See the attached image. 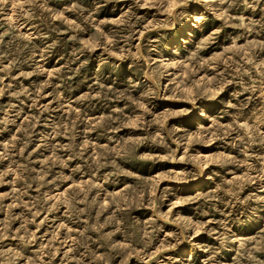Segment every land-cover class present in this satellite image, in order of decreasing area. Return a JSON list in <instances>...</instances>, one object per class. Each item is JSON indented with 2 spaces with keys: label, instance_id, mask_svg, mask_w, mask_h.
I'll return each mask as SVG.
<instances>
[{
  "label": "rangeland",
  "instance_id": "374dc122",
  "mask_svg": "<svg viewBox=\"0 0 264 264\" xmlns=\"http://www.w3.org/2000/svg\"><path fill=\"white\" fill-rule=\"evenodd\" d=\"M0 264H264V0H0Z\"/></svg>",
  "mask_w": 264,
  "mask_h": 264
},
{
  "label": "bare ground",
  "instance_id": "6f19581e",
  "mask_svg": "<svg viewBox=\"0 0 264 264\" xmlns=\"http://www.w3.org/2000/svg\"><path fill=\"white\" fill-rule=\"evenodd\" d=\"M206 1H209V0H206ZM195 20H196V18H195ZM193 24V23H192ZM186 29V28H185ZM203 181V180H202Z\"/></svg>",
  "mask_w": 264,
  "mask_h": 264
}]
</instances>
